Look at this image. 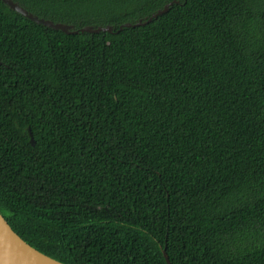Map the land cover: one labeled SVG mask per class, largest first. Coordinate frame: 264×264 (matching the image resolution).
<instances>
[{
    "label": "trees",
    "instance_id": "16d2710c",
    "mask_svg": "<svg viewBox=\"0 0 264 264\" xmlns=\"http://www.w3.org/2000/svg\"><path fill=\"white\" fill-rule=\"evenodd\" d=\"M12 1L113 28L0 0L13 229L64 264H264V0Z\"/></svg>",
    "mask_w": 264,
    "mask_h": 264
},
{
    "label": "water",
    "instance_id": "95a60500",
    "mask_svg": "<svg viewBox=\"0 0 264 264\" xmlns=\"http://www.w3.org/2000/svg\"><path fill=\"white\" fill-rule=\"evenodd\" d=\"M5 5H7L11 10L17 12L21 16L33 21L36 24H41L43 26L52 28L54 30H61L67 34H78L81 32L88 33H100V32H112L113 28L111 26L94 28L92 26H86L79 30H74L72 25L54 23L52 21L40 19L37 16L28 13L25 9L20 7L17 3L12 0H1ZM169 6H166L163 11H159L157 15H154L152 19L157 18L166 14L169 11ZM149 20L148 23L152 21ZM148 23H143L140 21L136 26H144ZM125 28H131L130 24L124 26ZM31 144L36 145L32 131L29 129ZM164 257L168 264H171L170 259L167 255L166 250H164ZM0 264H64L57 261L41 252L37 248L33 247L26 240H24L10 225L7 219H5L0 214Z\"/></svg>",
    "mask_w": 264,
    "mask_h": 264
}]
</instances>
